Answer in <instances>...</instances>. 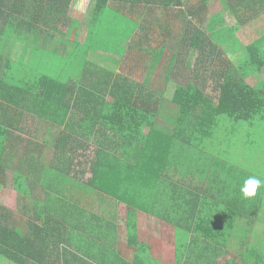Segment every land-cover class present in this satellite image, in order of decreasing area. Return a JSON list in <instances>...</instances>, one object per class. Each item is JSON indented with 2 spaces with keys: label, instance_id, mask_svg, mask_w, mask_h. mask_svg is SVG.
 I'll list each match as a JSON object with an SVG mask.
<instances>
[{
  "label": "crops",
  "instance_id": "obj_1",
  "mask_svg": "<svg viewBox=\"0 0 264 264\" xmlns=\"http://www.w3.org/2000/svg\"><path fill=\"white\" fill-rule=\"evenodd\" d=\"M178 1L183 3L178 10L186 13L178 19V34L183 33L182 44L174 46L178 57L162 58V50L156 61L138 68L127 52L122 56L109 52L118 58L115 63L91 54L86 58L84 52L81 59L73 58L91 38L86 20L93 0H72L76 7L88 5L86 20L76 19L82 24L81 32L79 27L76 32L63 27L64 35L56 34L55 27L39 25L23 27L16 38L0 41V78L8 80L13 74L24 78L25 67L32 63L36 68L32 79L40 72L70 86L76 83L82 99L104 100L96 107L81 100L68 121L59 116L63 114L59 107L47 106L44 117L36 111L25 113L23 101H17L19 107L8 103H3L6 109L0 107V125L8 132L7 142L0 143L5 147L0 156V218L8 227H17L22 236L17 246L20 260L0 256V264H264V187L251 198L241 193L249 176L264 179V140L255 143L243 138L240 131L245 124L227 119H220L209 138H168L177 113L170 100L178 87L198 85L217 107L231 70L264 92V0H209L205 6L204 0ZM122 14L140 17L130 10L123 9ZM218 17L228 26L226 36L211 45L219 59L203 60L201 50L190 47L186 39L191 30L210 36L222 30H211ZM138 45L143 46L135 41L131 47L138 51L142 49ZM60 61L66 66L60 69L63 76L57 77L48 70L51 63ZM121 67L125 72H120ZM200 68L201 75L197 74ZM143 70L148 72L139 75ZM191 70L192 77L183 82ZM62 94L58 91L59 97ZM123 96L133 100L131 106L109 110ZM71 97L72 91L66 99ZM139 97L145 104L133 105ZM127 111L120 121L114 117ZM110 114L114 124L107 121ZM134 123L142 127L133 136L116 131L131 129ZM154 128L167 133L155 155L146 149L149 140L153 142ZM239 157H244V163H238ZM141 163L145 169L138 175L132 169ZM93 164L96 183L106 189L103 193L90 187ZM110 192L120 199L105 194ZM10 193L18 201L16 213L6 202ZM203 217L215 219L206 222ZM136 223L133 232L130 225ZM191 224L222 230L209 240L206 234L193 235L197 245L188 251L186 261L183 256L190 236L183 227ZM53 226L60 231L50 233ZM37 227L43 231L33 233Z\"/></svg>",
  "mask_w": 264,
  "mask_h": 264
},
{
  "label": "trees",
  "instance_id": "obj_2",
  "mask_svg": "<svg viewBox=\"0 0 264 264\" xmlns=\"http://www.w3.org/2000/svg\"><path fill=\"white\" fill-rule=\"evenodd\" d=\"M208 1L209 0H204L202 6L207 5ZM114 2L120 3L119 7H117L118 11L122 12L124 9L126 11L130 10L138 13L140 15L138 20L149 19L148 14L150 15V12H156L157 10L154 9H158V7L160 8V10H164L167 12H171L173 10L176 11L178 10V8L183 7V3L179 2L178 0H93L91 17H88L86 20L88 21L87 24L89 26V30L91 31V38L86 42V44H83V46H79V48H77V51L75 53L76 55L75 57H73L74 59H81L84 52L86 54V58L89 54L94 53L97 57H102L101 59H104L110 63L116 61L113 59L111 60V62L108 60V58L104 57L105 54H99L107 53L105 48H103L101 45H105L106 42L103 35L104 32L98 31L95 28L97 26V20L103 15V13H105V11H111L112 4H114ZM75 7L76 4H73L72 0H40L39 2L34 3L32 2V0H0V41H2L3 38L5 40H12L16 38L17 34L23 27L31 28L33 26L39 25L45 29L55 27L54 31H56V34L62 33L61 29L63 27H68L71 32H76L79 27V30L77 32H81L82 24L79 23L78 20H76L77 18L69 14L72 10L75 9ZM151 9H153L154 11H151ZM194 11L197 10H193V13ZM184 14H186L184 9L178 10L176 16L177 20L180 19V17ZM124 16L129 19L131 17L133 18V16L129 14H124ZM171 17L172 15H167L168 20H166L165 23H167L171 19ZM3 28L6 30L3 31ZM216 28L222 30L216 32L211 36L198 32V29L191 30L190 35L186 39L190 47L199 50V52L201 50L200 57L203 58V60L213 61L214 59H219L215 55V52H212L213 49L211 45L226 36L228 26L225 24L223 17H218L214 20L213 24L211 25V30H214ZM143 29L145 30V28ZM161 30L165 31L167 35H170L172 33L178 34V23L176 24V26L172 23L170 26L169 22L167 24H163L161 26ZM70 31H68L69 35L71 33ZM224 31L225 33L223 34ZM231 32L233 34L234 31L232 30ZM151 33L154 32H148L147 37H141L142 34H140V40L137 43L151 44V42L153 41ZM62 34L60 35L62 36ZM93 36H95L96 38L92 39ZM146 38L147 40L143 41ZM164 39L165 38H162L161 40ZM30 42L27 41L28 47L31 44ZM100 48L104 49V51H99ZM123 51L122 53H120V56L123 55ZM175 57L178 56L175 54V52H173L172 58L174 59ZM258 60L259 58H257L256 61L253 60V62H257ZM74 64H76V62H74ZM29 65L30 66L25 67L24 78L17 79L14 74L13 77L7 76L8 80L0 78L1 110L7 108L5 106L7 103L10 105V107H19L20 104H18L17 101H19L20 103L23 101L25 103V113L27 114H34L33 111H36L38 117H40L41 115V117H44L47 115L45 110L47 106L52 109H57L59 107V110H62L63 113L62 116L60 114L59 116L68 121V118L73 111L74 105L78 104L77 106L79 107L81 100H83V102H92L94 103V105L95 103L97 105L99 102L102 103V98H95L94 100L90 98L82 99L83 97L81 96L80 90L81 87L76 83L70 86L59 78L50 77L41 74L40 72H37V75H39L37 76L36 80L32 79V77L36 75V71H34L36 70V68L33 67L32 63ZM231 72L232 71L230 70L226 74L228 80L222 87V97H220L219 105L217 107H215L209 99L205 98L204 91L200 89L196 84H190L187 87H178L177 89H175L173 98L170 100V102L175 106L177 113L175 116L176 119L174 131L172 133V136H169L168 138L177 137L176 135H183L185 136L184 138L187 137V139L191 138L190 135H195L199 137V139L209 138L214 134L215 126L220 121V119H227L235 124H249L250 127L258 124V121L264 123V92L247 85L244 80L240 78L241 76H239V73ZM58 91L63 92L60 97L58 95ZM70 91H72L73 94V97H71V99L75 102L74 104L72 100L66 99L68 94H70ZM5 94H7L9 98H7ZM132 101L133 100L127 99L125 96L120 97L119 100L114 101V104L110 106L111 109L109 108V110H112V108L124 110L125 108H127V106H131ZM139 103L145 104V100L139 97L134 100L133 105H139ZM71 104L73 105L71 106ZM93 107H96V105ZM41 112L43 113L41 114ZM129 112L130 111L122 113L120 112L117 116L114 117L116 119H119L120 121L125 116V114ZM111 115L112 114H110V116H106L107 121L109 122ZM7 122L8 120L5 122V125L8 124ZM261 125L263 126L264 124ZM138 127L141 128L142 126L138 123H134L131 129L116 131L118 133L125 131V134L133 136ZM2 128L3 125H0V143L7 142L8 137V132L2 130ZM151 134L152 137L150 139H153V142L152 140H149L150 145H147L146 149H149V151L153 155H155L156 152L159 151V148L162 147L161 140L163 138H166L167 133L164 130L160 131L158 128H154ZM186 143H189L188 145H192L191 142L187 141ZM3 149H5V147L2 148L0 146V156L2 155ZM95 154L97 156V153ZM93 165L90 168V172L92 175V178L89 181L90 187L95 191H100L101 193H103V190L106 189L103 187V185H99L96 183V165ZM144 169V164L141 163L139 164V166H137V169H132V171L135 170L137 174L140 175V173H143ZM127 183H130V181ZM105 194L116 200L120 199L116 193L110 192ZM125 202L130 201L125 200ZM203 219L206 222H211L215 218L208 220L203 217ZM130 227L133 232H136L138 224H131ZM214 227L217 226L205 227L203 225H198L195 228V226L191 224L188 227H183L190 236V240L186 246V253L183 256L184 260L187 261V259L189 258L188 251H190L197 245L196 239H192L193 235L206 234L208 235V238H205L206 240H209L210 235L214 234L216 231L222 230L212 229ZM175 228L178 229L179 227L176 226ZM231 229L235 230L236 227L232 226ZM53 230H57L59 232L60 228L53 226V228H51L50 230V233L53 234ZM37 231L42 232L43 228L37 227V229L34 230L33 233H36ZM19 233L20 232H18L17 227H8L0 218V256L10 257V259L16 263L20 260V258H18L17 246L22 242L20 241L22 236L20 237ZM23 238H26L28 240L26 236H23ZM182 263L183 262L179 264Z\"/></svg>",
  "mask_w": 264,
  "mask_h": 264
},
{
  "label": "rangeland",
  "instance_id": "obj_3",
  "mask_svg": "<svg viewBox=\"0 0 264 264\" xmlns=\"http://www.w3.org/2000/svg\"><path fill=\"white\" fill-rule=\"evenodd\" d=\"M118 5H120V3L114 2V4H112L111 11H105V13H103V15L97 20V26L95 27L98 31L104 32L103 35H104L106 43L105 45L103 44L101 45L107 51V53L104 56L105 58H113L114 55L118 56V54L122 53V51L124 50L123 54H126V52L130 53L132 59L136 61V63L133 65H135V68H138L141 65L146 64L147 62L153 63L154 60L156 61L157 53H158L157 57H161L162 50L164 51L162 58H169L173 55L172 52L176 53V49L174 46L178 47L180 43L182 44V39H183L182 34L183 33L181 34L172 33L170 35H167L165 31L161 30V26L163 24H167L168 22L170 26H171V23L176 26V24L179 23V21L176 18L178 10L176 11L173 10L171 12L157 10L156 12H153V13L150 12V15L148 14L149 19L138 20L139 17L135 19L131 17L129 19L126 16H124L121 11H118V9H116V7H119ZM87 8H88V5L85 3L78 4L75 11H72L71 15L73 17H76L77 19H80V22H82L83 20H86L84 18H85ZM77 12H80V14H77ZM139 12H143V11H139ZM167 15H172V17L167 23H165V21L168 20ZM143 28H145V30ZM148 32L155 33V34L151 33L152 34L151 37H153V41L151 42V44L141 43L143 44V46L138 45V47H142V49L138 51L135 50L136 46L131 47L133 44L135 45V41L138 42L140 40L139 39L140 34H142L141 37H147ZM162 38H165V39L161 40ZM146 40L147 38L144 39L143 41H146ZM130 47H131V50H130ZM167 47H169L170 51L168 50ZM109 52L112 53L113 56H110ZM179 53H181V50L179 51ZM91 55H93V58L96 59L97 57L96 54L91 53ZM114 58L115 60L118 59L116 57ZM108 60L111 61L110 59ZM51 64H53L52 66L54 65H57V66L55 67L51 66L48 72L53 73L54 76L62 77L64 72L63 70H60V69H62V67L64 68L66 66V63L63 65L62 61H60L59 64L57 63H51ZM197 68H199V66H197ZM122 69L123 68L121 67L120 72H125ZM161 70L162 69L160 67V71H158L157 74L160 75ZM55 71H58V72L56 73ZM147 72L148 71L146 70L140 71L139 75L146 74ZM191 73H192V70L190 71V73L185 74V78H184L185 81L183 82H186L188 79L192 77ZM201 73H202V69L198 70L197 74L201 75ZM209 75L210 74H207V76ZM208 83L209 81L207 80V84ZM157 85H158V82L156 86ZM261 124H264V123L261 121H258V124H256L253 127L252 126L250 127L249 124L242 125L243 129H241L240 132L243 133V138L245 139L250 138L252 142L256 143V141H259L261 143L264 140V125L262 126ZM235 134L236 135L239 134L238 129ZM244 161H245L244 157H239L238 163L242 164L244 163ZM254 163H256V161ZM245 164H247L248 167L254 166L253 163H245ZM254 168L257 169L258 167L255 166ZM261 171H264V168H262ZM6 202L9 204V208H12L15 213L18 212L17 210L18 201H17L16 195H14L13 193H10L7 196Z\"/></svg>",
  "mask_w": 264,
  "mask_h": 264
},
{
  "label": "clouds",
  "instance_id": "obj_4",
  "mask_svg": "<svg viewBox=\"0 0 264 264\" xmlns=\"http://www.w3.org/2000/svg\"><path fill=\"white\" fill-rule=\"evenodd\" d=\"M264 187V179H261L255 175L249 176L241 187V193L245 198L254 197L257 191Z\"/></svg>",
  "mask_w": 264,
  "mask_h": 264
}]
</instances>
